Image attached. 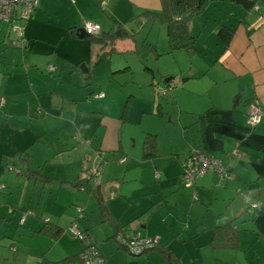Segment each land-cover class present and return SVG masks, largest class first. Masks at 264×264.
Returning a JSON list of instances; mask_svg holds the SVG:
<instances>
[{"label":"crops","instance_id":"crops-1","mask_svg":"<svg viewBox=\"0 0 264 264\" xmlns=\"http://www.w3.org/2000/svg\"><path fill=\"white\" fill-rule=\"evenodd\" d=\"M165 1L170 14L179 18L197 6L199 0ZM162 3V0H38L35 11L24 23V34L28 41L25 50L7 45L4 38L6 25L0 21V63H14V52H21L23 60L32 61L34 56L30 52L42 51L41 43L50 45L64 38L76 41L79 38L69 35L66 29L80 26L84 19L100 24L101 29L110 28L113 21L124 26L126 21L144 10H159ZM210 7L216 9L211 12L214 23L205 34L209 40L215 36L214 46L217 51H214L215 56L210 55L205 61V64L211 66L205 71L211 72L209 78L202 79L203 85L189 81L172 90L178 112L190 115L187 120H178L180 127L175 129L177 135H169L167 144H161L157 138L156 156L151 158H143L142 153L140 156L125 152L120 140L111 138L109 141L100 140L101 147L94 155L76 159L80 163L76 167L70 165V170L64 167V172L50 174L45 172L44 165L35 175L41 176L45 183L53 180L59 182V188L55 194L50 192L49 197L43 201L41 194L38 195L37 208H34L33 217L30 216L28 220L29 228L34 227V235L50 241L64 237L62 235L71 222L70 215L76 210L73 205H77L84 207V214L77 221L78 227L91 231V239L103 255L104 264H166L161 249L168 252L176 264H250L253 259L258 260L257 264H264V6L255 10L235 0H212L190 22L191 32L192 22L208 10H213ZM222 25L233 31L228 45L217 36V29ZM5 45L11 49L10 57L3 55ZM16 72L20 71L10 76L0 75V91L3 90L11 97L24 92L33 96L36 90L28 78L30 91L19 92L21 89L17 76L20 73ZM187 78L196 80L198 75H186L184 80ZM236 96L237 103L234 102ZM252 101H258L263 113L260 123L250 128L246 124V110ZM18 104L10 100L3 105L6 111L4 119L12 129L17 121L15 117H24V114L16 111ZM32 104L29 101L24 113H32ZM76 129V143L78 140L82 143L87 130H81L79 125ZM162 132L158 131L157 135ZM148 133L156 135V132ZM176 136L181 137L180 140ZM192 147H199L220 158L228 167L230 177L219 182L218 177L209 171L197 178L194 186H186L181 179V172L184 159ZM233 149L238 151L237 156L231 154ZM97 155H101L104 160L98 192L111 214L108 220H103L98 212L95 197L77 192L73 185L78 181L84 184L83 160H88L91 165L98 158ZM122 157L125 160L118 162ZM77 168L81 169L72 171ZM156 172L158 177H155ZM27 174L23 176L28 180L23 189L28 191L33 175ZM11 178L10 175L5 176V180L12 183L11 190L14 191L16 185ZM1 185H4L0 188L3 191L6 185ZM26 196L28 194L24 192L16 199H2L0 206L11 203L6 204L9 214H12L11 222L20 218L22 224L26 214L31 213L20 216L22 206L32 207V197ZM40 210L47 214L49 225L64 229L55 238L37 232L45 224L43 219V222L35 219ZM92 216L95 219L93 223L90 219ZM228 222L238 230V246L232 249H212V228ZM96 224L102 229L100 236L93 232ZM116 227L138 229L143 235L159 236V247L140 258L130 257L111 238ZM256 244L261 246L255 248ZM43 251L41 248L39 254H32L30 249L26 250L29 252L27 264H41L43 259L48 260L49 264H57L52 262L60 260L48 259L44 255L40 258ZM4 255H8V252H4Z\"/></svg>","mask_w":264,"mask_h":264},{"label":"rangeland","instance_id":"rangeland-1","mask_svg":"<svg viewBox=\"0 0 264 264\" xmlns=\"http://www.w3.org/2000/svg\"><path fill=\"white\" fill-rule=\"evenodd\" d=\"M211 9L213 10H208L201 18L192 22V32L197 39L196 51L191 54L183 49L169 51L165 25L159 18L149 20L133 17L124 23L131 35L119 39L114 52L109 51V45L102 47L101 43L87 38L76 41L64 38L50 45L41 43L42 51L30 52L34 56L32 61L23 60L21 52L13 51L14 63H0L1 76H10L13 72L20 71L16 72L20 73L17 76L21 89L19 92L30 91L27 78L36 90L33 96L24 92L15 95L16 97L0 91V96L6 101L18 102L16 111L24 114V117H15L17 121L12 129L4 119V106L0 108V117L3 118L0 121V184L6 185L0 191V203L3 198L16 199L24 192L28 194L26 197H32V207L22 206L20 216L31 212V215L26 214L22 224L19 222L20 218L11 222L12 214H9V207L6 206L11 203L0 206V264H27L29 252L25 251L30 249V253L39 254L41 248L44 251L39 255L40 258L44 255L48 259H61L81 248L83 243L66 232L57 241L33 234L34 227L29 228L28 220L33 217L34 208H37V197L41 194L43 201L49 197L50 192L55 194L59 182L53 180L45 183L41 176L33 175L27 191L23 187L27 186L25 181L28 180L23 176L28 175V170H42L44 165L45 172L50 174L64 172V167L70 170V165L76 167L80 163L76 159L94 155L101 147L102 139L120 140L125 152L141 156V142L147 132H156V139L161 144L168 143L169 135H177L175 129L180 127L178 122L189 119L190 115L178 112L172 90L189 81L203 85L202 79L209 78L211 72L205 71L211 68L205 61L210 55L215 56L214 51H217L214 46L215 36L209 40L205 34L214 23L211 12L216 9ZM4 47L3 55L10 57L11 49L7 45ZM48 64L55 67L53 72L48 71ZM190 74L198 75V78L184 80ZM169 76L172 77V88L161 94L158 90L163 89L164 79ZM98 92H104L105 97L96 99L94 94ZM29 101L33 103L30 115L28 112L24 113ZM77 125L81 130H87L86 138H81L84 140L82 143L79 140L76 143ZM158 131L163 132L157 135ZM176 138L180 140L181 137ZM89 165L88 160H83L84 169L89 171ZM7 175L12 176L11 179L16 185L14 191L11 190L12 183L5 180ZM44 183L46 185L43 186ZM76 207L77 205H73V209ZM77 214L75 210L70 215V220L77 217ZM46 215L40 210L35 219L43 222L41 219L47 218ZM90 219L91 223L95 220L93 216ZM95 226L93 232L100 236L102 229L98 224ZM260 246L261 244H256L255 248ZM4 252H8V255H4ZM125 253L133 258L143 256L134 257L127 251ZM257 263L256 259L250 261V264Z\"/></svg>","mask_w":264,"mask_h":264},{"label":"trees","instance_id":"trees-1","mask_svg":"<svg viewBox=\"0 0 264 264\" xmlns=\"http://www.w3.org/2000/svg\"><path fill=\"white\" fill-rule=\"evenodd\" d=\"M212 0H199L197 6L193 7L187 13L182 15L179 18L173 17L167 7L166 1L162 0V7L159 10H144L140 14L136 15L135 17H144L145 19H156L159 18L162 23L165 25V32H166V38L168 42V48L169 51L175 50V49H183L187 53L191 54L196 51V39L197 36L193 34L190 31V22L192 19L202 13L203 10L210 4ZM38 5H35L33 10L30 12V14L27 16V18L20 17L17 13L14 12L11 19L8 21H2L6 25L4 38L6 40V43L10 47L18 48L19 50H25L28 46V41L24 34V23L31 17L32 13L35 11L36 7ZM264 6V0H249V4L245 7L248 9L254 8L255 10L260 7ZM85 21H91L84 19L81 22L80 26H71L66 29L69 35H71L74 38H87L93 42L101 43L102 47H106L107 45L110 46L111 52L116 51V42L121 39L124 36H129V34L126 30V28L123 26L122 23L113 21L114 24L108 28V29H101L100 24L91 21L99 26V29L95 33H85L83 31V23ZM82 33H85V36H81ZM233 31L230 27L222 25L217 29V36L223 41L225 45H228L230 38L232 36ZM28 67V65H26ZM48 71L53 72L55 70V67L51 64H48L47 66ZM89 75H87L88 77ZM171 82L172 78L169 81L163 82V89H159L161 94H165L169 89H171ZM162 90H164L162 92ZM99 94H103L102 96H99ZM94 97L96 99H102L105 97L104 92H98L94 94ZM6 100L4 97L0 96V108L5 104ZM234 102L237 103L238 99L237 96L234 99ZM247 117V116H246ZM194 147H192L189 152L187 153L186 157L190 154ZM199 148V147H197ZM100 153V152H99ZM232 154V151H231ZM214 155V154H213ZM233 155V154H232ZM156 156V135L152 133H146L142 140V157L143 158H151ZM215 156V155H214ZM234 156V155H233ZM97 159H94L91 163L90 170L84 169V178L83 182L84 184H80V181L73 183L74 187L77 188L79 192L89 195H93L95 197V200L97 202L96 208L98 212L100 213L103 220H108L111 218V214L109 213L107 206L105 205L100 193L98 192L99 182H100V175L102 170V165L104 160L102 159L101 155H97ZM185 157V159H186ZM216 157V156H215ZM218 158V157H217ZM184 159V161H185ZM220 159V158H218ZM125 160V158L118 159V162H122ZM221 160V159H220ZM222 162V161H221ZM184 165V163H183ZM225 165V164H224ZM226 166V165H225ZM227 167V166H226ZM228 168V167H227ZM88 171V172H87ZM212 172L216 176L217 174L213 172L212 170H207L204 174L207 172ZM28 173L31 175H35L39 173V170H28ZM183 172V168H182ZM181 172V179L184 183V179ZM86 174V176H85ZM203 174V175H204ZM228 174L230 176L229 170ZM201 175V176H203ZM201 176L196 177L199 178ZM155 177H158V172L155 173ZM218 177V176H217ZM194 183L190 186H194ZM219 179V177H218ZM225 179H219L220 181L227 180ZM186 185V183H184ZM4 185H1L0 188H2ZM188 186V185H186ZM195 196V192H194ZM77 217H74L69 225L66 228V232L69 234L75 236L72 234L68 227L71 225H75L78 229L81 236H75L79 238V240L83 241L81 245V249L77 251L76 253H72L69 255L64 256L58 261L52 262L57 264H85V256L89 254L90 252L93 253V251L96 252V255L101 258V264H104V257L101 254L98 246L95 244L94 240L91 239V231L87 230H80L78 227V223L76 222L77 218H81L84 214V207L83 206H77ZM45 224L37 231L40 234L47 235L48 237L55 238L57 233H61L64 229L60 226H52L48 224V218L43 219ZM139 233L140 237H154V236H147L141 234V232L138 229H126L125 227H116L113 229V233L111 235V238L115 240V242L118 244V246L129 252L131 255L134 256H140L148 251H151L153 249H156L159 247L160 239L158 236V241L154 243L151 246H148L146 248H142L139 251H135L129 248L127 244H125L127 241H131V236ZM156 236V235H155ZM91 239V240H90ZM123 240V241H122ZM210 246L212 249H218V248H236L238 246V230L234 228V226L228 222L222 225H217L212 228V233L210 236ZM161 249V248H160ZM161 253L163 254L165 258L166 264H176L175 260H172L169 256L168 252L161 249ZM41 264H49V261L46 259H43Z\"/></svg>","mask_w":264,"mask_h":264},{"label":"built area","instance_id":"built-area-1","mask_svg":"<svg viewBox=\"0 0 264 264\" xmlns=\"http://www.w3.org/2000/svg\"><path fill=\"white\" fill-rule=\"evenodd\" d=\"M37 1L38 0H0V20H10L14 12L22 18H27L37 4ZM98 29L99 26L91 21H85L83 23V30L86 33H95ZM163 91L164 90H162V92ZM102 95L103 94H99V96ZM246 112L247 126L252 128L260 123L263 111L258 101L250 102L247 105ZM232 154L237 156L238 151L233 149ZM207 170L215 172L219 179L230 177L228 174V168L221 162L220 159L215 157L210 152L194 147L184 161L182 172L184 183L188 186L192 185L196 177L203 175ZM21 222H23V217L21 218ZM68 230L75 236H81L75 225L68 227ZM131 237V241H127L125 244H127L130 249L135 251L151 246L158 241V236L140 237L139 233ZM84 262L85 264H101V258L96 255L95 251H93V253L90 252V256L89 254L85 256Z\"/></svg>","mask_w":264,"mask_h":264},{"label":"water","instance_id":"water-1","mask_svg":"<svg viewBox=\"0 0 264 264\" xmlns=\"http://www.w3.org/2000/svg\"><path fill=\"white\" fill-rule=\"evenodd\" d=\"M235 1H237L238 3H240L242 6H246L247 4H249V0H235ZM84 31V30H83ZM85 32V31H84ZM86 33V32H85ZM85 33H82L81 34V36L83 37V36H85L86 34ZM172 77H166L165 79H164V82H166V81H169L170 79H171Z\"/></svg>","mask_w":264,"mask_h":264}]
</instances>
